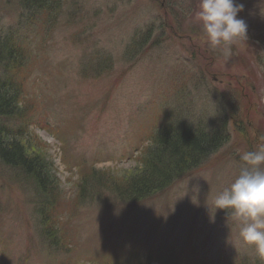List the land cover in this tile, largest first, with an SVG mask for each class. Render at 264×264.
<instances>
[{
	"label": "rangeland",
	"instance_id": "374dc122",
	"mask_svg": "<svg viewBox=\"0 0 264 264\" xmlns=\"http://www.w3.org/2000/svg\"><path fill=\"white\" fill-rule=\"evenodd\" d=\"M57 1L59 20L38 34L19 0H0V33L17 30L33 45L26 92L41 116L26 137L46 154L58 182L51 215L62 225L48 231L62 247L46 244L39 196L28 182L0 170V264H115L129 251L177 264H264L242 242V222L213 205L237 177L240 156L264 136V0H236L247 38L228 57L205 42L199 0ZM174 18L181 21L169 25ZM146 29L154 30L150 45L127 61L125 47ZM100 53L112 70L96 77L84 69ZM220 120L229 142L165 192L125 205L89 183L85 198L74 200L91 168L116 177L133 171L160 125L215 127Z\"/></svg>",
	"mask_w": 264,
	"mask_h": 264
},
{
	"label": "trees",
	"instance_id": "16d2710c",
	"mask_svg": "<svg viewBox=\"0 0 264 264\" xmlns=\"http://www.w3.org/2000/svg\"><path fill=\"white\" fill-rule=\"evenodd\" d=\"M19 3L30 30L33 32L36 27L35 32L38 34L40 31L43 34L45 31L50 32L63 12V5L57 0H19ZM170 6L175 8L177 5L170 3ZM174 20L169 25L175 22L177 25L181 21L177 18ZM153 31L146 29L145 34L138 33L128 42L124 52L127 61L136 59L145 45H150ZM175 31L177 33L176 28ZM4 33H0V170H5L10 181L23 177L39 196L40 202L37 203L41 208H36V216L41 223L43 238L52 250L60 251L62 245L53 239V232L50 234L48 231L52 230V226L55 230V225H62L56 216L51 215L58 198V182L46 154L30 144L31 138L26 137H32V133H28L31 121L41 116L33 111L35 104L29 102L26 92L31 78L29 69L34 62L30 64L34 51L32 55L27 51L33 45L27 44L26 38L20 40L16 36L17 30ZM93 59L98 61L87 65L85 71L96 73L98 77L112 70L110 57L100 53L94 54ZM183 124L175 126L174 123L166 122L160 125L151 134L149 146L140 151L141 156L136 160L134 170L123 177H116L108 169L91 168L90 175L81 179L74 200H83L86 194L84 188L90 187L86 185L91 183L125 205H137L168 190L229 142L226 123L222 120L215 127H208L209 124H197L196 127ZM90 190L95 191L96 196L101 193L97 189ZM254 262L252 264H260ZM115 264L177 263L172 257L156 252L141 255L129 251ZM229 264L251 263L238 260Z\"/></svg>",
	"mask_w": 264,
	"mask_h": 264
},
{
	"label": "clouds",
	"instance_id": "9594fccd",
	"mask_svg": "<svg viewBox=\"0 0 264 264\" xmlns=\"http://www.w3.org/2000/svg\"><path fill=\"white\" fill-rule=\"evenodd\" d=\"M243 4L236 0H199V19L205 42L230 56L231 46L239 39H246L247 24L238 18ZM255 150L240 156L243 166L229 187L213 200L217 209H227L243 226L239 236L242 242L254 247L264 258V136Z\"/></svg>",
	"mask_w": 264,
	"mask_h": 264
}]
</instances>
